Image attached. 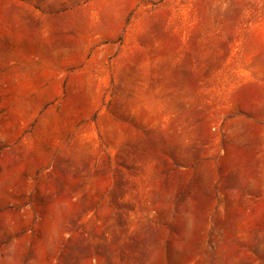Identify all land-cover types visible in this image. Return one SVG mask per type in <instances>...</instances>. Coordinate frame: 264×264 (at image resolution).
<instances>
[{
	"label": "rangeland",
	"instance_id": "obj_1",
	"mask_svg": "<svg viewBox=\"0 0 264 264\" xmlns=\"http://www.w3.org/2000/svg\"><path fill=\"white\" fill-rule=\"evenodd\" d=\"M0 264H264V0H0Z\"/></svg>",
	"mask_w": 264,
	"mask_h": 264
}]
</instances>
